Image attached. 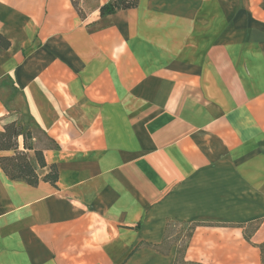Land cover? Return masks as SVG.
Returning <instances> with one entry per match:
<instances>
[{
	"label": "crops",
	"instance_id": "obj_1",
	"mask_svg": "<svg viewBox=\"0 0 264 264\" xmlns=\"http://www.w3.org/2000/svg\"><path fill=\"white\" fill-rule=\"evenodd\" d=\"M109 1L0 0L27 114L0 91V133L58 145L36 185L0 167V264H175L170 224L196 225L186 261L262 264L264 0Z\"/></svg>",
	"mask_w": 264,
	"mask_h": 264
},
{
	"label": "trees",
	"instance_id": "obj_2",
	"mask_svg": "<svg viewBox=\"0 0 264 264\" xmlns=\"http://www.w3.org/2000/svg\"><path fill=\"white\" fill-rule=\"evenodd\" d=\"M139 0H110L108 3L100 7V14H112L118 10L133 8L138 5ZM10 42L0 35V48H7ZM23 139V149L19 147V138ZM57 143L48 136L47 132L36 126H31L23 120H15L4 125L3 131L0 133V150L11 151L12 154L0 156V167L5 174L12 180H22L30 185H36L40 181L37 172V165L32 159L29 151L35 153L37 163L40 167L46 166L44 151L48 148H57ZM43 180L56 184L58 180V169L53 164L48 174ZM192 225L193 229L195 224ZM164 245L169 244V229ZM192 229V230H193ZM186 248V247H185ZM178 249L175 258V264H201L192 261H186L184 252L186 249ZM262 252V264H264V243L260 246ZM180 256V257H179ZM180 258V259H179Z\"/></svg>",
	"mask_w": 264,
	"mask_h": 264
},
{
	"label": "rangeland",
	"instance_id": "obj_3",
	"mask_svg": "<svg viewBox=\"0 0 264 264\" xmlns=\"http://www.w3.org/2000/svg\"><path fill=\"white\" fill-rule=\"evenodd\" d=\"M1 95L4 103L8 106L10 111L19 110L22 112V117L26 120L25 104L18 91L14 89L12 84L8 83L0 86ZM193 226L188 224H172L169 229V242L175 243L178 249L187 248L189 240L193 234ZM185 248V249H186ZM180 257V256H179ZM180 259V258H179ZM180 264L181 260H180Z\"/></svg>",
	"mask_w": 264,
	"mask_h": 264
}]
</instances>
